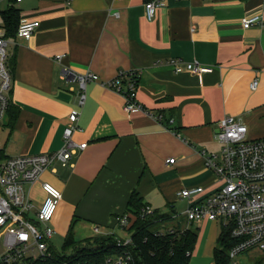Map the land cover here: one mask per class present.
<instances>
[{
    "label": "crops",
    "instance_id": "0c3cea01",
    "mask_svg": "<svg viewBox=\"0 0 264 264\" xmlns=\"http://www.w3.org/2000/svg\"><path fill=\"white\" fill-rule=\"evenodd\" d=\"M4 1L2 12L12 6ZM149 1L162 3L153 21L145 14ZM13 5L20 20L40 26L30 40L9 38L13 89L0 123V161L61 149L69 115L80 109L79 84L62 77L64 67L92 72L102 81L120 71L138 72L139 102L164 115L159 122L139 111L128 118L120 94L96 82L87 85L73 136L87 147L71 166L55 164L49 169L55 177L40 178L29 188L37 208L46 197L43 184L62 193L50 223L56 233L67 236L78 226L94 232L99 226L97 237L130 236L117 220L129 217L136 192L151 213L166 217L156 231L182 233L195 225L193 253L203 250L214 257L226 227L221 221L191 223L187 210L220 186L200 154L202 149L220 152L214 141L219 120L237 118L248 127V139H264V29L242 24L253 16L264 20V0H22ZM172 58L214 71L202 78L176 73L168 64ZM254 80H259L255 91ZM196 187L204 193L180 196Z\"/></svg>",
    "mask_w": 264,
    "mask_h": 264
},
{
    "label": "built area",
    "instance_id": "2783aa9c",
    "mask_svg": "<svg viewBox=\"0 0 264 264\" xmlns=\"http://www.w3.org/2000/svg\"><path fill=\"white\" fill-rule=\"evenodd\" d=\"M71 4L74 0H64ZM120 1V0H115ZM21 3L22 0H16ZM162 3L149 1L145 5L148 21H153ZM243 28L261 25V16L244 18ZM37 21L20 20L17 35L19 38L30 40L38 30ZM6 30L0 26V123L8 114L11 104L10 95L13 89V76L8 67V46L10 40L5 38ZM57 59H61L58 56ZM176 73H190L204 77L213 73L214 68L197 62H187L181 58H172L168 62ZM138 72L120 71L109 80L102 81L92 73H75L64 67L62 77H73L80 87L79 108L86 102V89L90 82H96L114 90L124 100V112L130 118L135 112H144L157 122L163 120V114H153L138 100L139 79ZM259 80L250 84L252 90H257ZM80 109H73L69 115L71 126H67L63 133L61 149L50 154L22 155L0 161V232L5 237V252L0 256V264H80L70 260L71 255L55 254L51 248V240L56 234L50 225L58 206L62 200V193L50 184H43L46 194L43 203L36 207L26 186L31 188L41 178L42 174L61 164L71 166V161L79 150H84L87 143L77 144L73 140L77 123L81 114ZM172 123V119L170 120ZM248 127L237 118L228 116L216 123L214 139L222 148L220 152L200 150L205 167L210 170L220 186L217 190L201 199L194 201L187 210V217L191 223L203 221H221L231 230V237L235 241L229 251L230 264H238L236 258L240 254L264 255V139L250 140L247 137ZM175 159L169 163L174 164ZM205 189L196 187L180 192L183 198H195L204 193ZM151 213L148 206L143 210ZM122 230L129 225V217L123 215L118 218ZM102 234L99 226H94V235ZM161 235V234H160ZM117 248L125 252L116 257L108 258L105 264H134L132 254L127 248L133 245L131 236L115 237Z\"/></svg>",
    "mask_w": 264,
    "mask_h": 264
},
{
    "label": "trees",
    "instance_id": "16d2710c",
    "mask_svg": "<svg viewBox=\"0 0 264 264\" xmlns=\"http://www.w3.org/2000/svg\"><path fill=\"white\" fill-rule=\"evenodd\" d=\"M2 1L4 0H0V3ZM9 1L12 6L1 13L7 39L16 36L20 23L19 11L13 5L16 0ZM144 209L141 198L134 192L127 209L129 225L124 230L133 239V245L127 251L132 254L134 264H190L198 235L191 230L181 233L175 229L159 233L155 226L166 217L147 213ZM234 243L231 230L224 228L214 251L215 264H230L229 251ZM65 247L76 250L70 260L80 264H105L108 258L125 252L124 249L117 248L114 236L93 238L83 245L75 241L72 230L66 236Z\"/></svg>",
    "mask_w": 264,
    "mask_h": 264
},
{
    "label": "rangeland",
    "instance_id": "374dc122",
    "mask_svg": "<svg viewBox=\"0 0 264 264\" xmlns=\"http://www.w3.org/2000/svg\"><path fill=\"white\" fill-rule=\"evenodd\" d=\"M7 5H8L7 1H2L0 3V13L2 12V10H4L7 7ZM1 24H2V19L0 17V25ZM214 141L217 144H219V145H217L218 146L217 149L221 150L222 145H220V143L218 141H216L215 139H214ZM42 176H41V178H46V177H51V176L55 177V175H53L49 169L46 170L42 174ZM25 189L28 191L29 186H26ZM35 195L36 194L33 192L32 198H35ZM37 205H38V202H37ZM216 222L218 224H220L219 223L220 221H216ZM166 224H168V222ZM196 227L197 226L194 225V231L196 233L197 232L199 233V230H197ZM73 236H74L76 242L84 245L85 242H89L91 239L94 238V232H92V230H90L89 228H81L80 226H78L75 229V232H73ZM65 239H66L65 233L57 232L51 240L52 251L55 254H62V255H71L72 254V255H74L76 250L72 247H65ZM4 241H5V237L2 236V233L0 232V256L5 252ZM216 247H218V245ZM192 254L193 255L191 256L190 264H215L214 257L212 255L208 256V255L204 254L203 250H200V251L196 250V252H194ZM236 262L238 264H264V255L256 256L254 254H249V255L240 254L236 258Z\"/></svg>",
    "mask_w": 264,
    "mask_h": 264
}]
</instances>
